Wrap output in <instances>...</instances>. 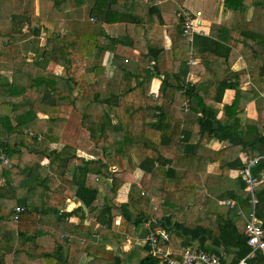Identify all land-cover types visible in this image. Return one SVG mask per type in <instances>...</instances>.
<instances>
[{"label":"trees","instance_id":"16d2710c","mask_svg":"<svg viewBox=\"0 0 264 264\" xmlns=\"http://www.w3.org/2000/svg\"><path fill=\"white\" fill-rule=\"evenodd\" d=\"M51 1L58 15L92 2L89 16L94 20H70V29L61 32L59 20L36 12V0H0V63L13 67V76L0 69V264H168L150 251L146 240L129 250L108 247L158 228L170 233L167 247L197 242L220 255L224 264L230 254L232 262L247 257L248 264H264L261 251L250 255L245 234L252 204L244 176L239 187L227 192L235 207L222 212H211L209 196L198 191L200 166L218 161L207 145L211 138L231 142L222 154L225 171L244 168L241 150L264 155V111L257 120L242 122L239 116L256 89L264 88V0H251L255 12L246 28L218 26L215 39L197 32L190 42L183 34L184 11L174 14L168 48L165 17L155 0ZM245 1L224 3L239 17ZM257 5L263 8L258 23ZM119 22L126 23V34L115 37L105 30V23ZM195 48L201 63L191 62ZM29 50L37 55L34 73L27 67ZM105 52L116 68L112 77L101 61ZM240 55L263 60L250 75L252 89L244 90L241 84L248 78L231 68ZM50 66H61L64 72ZM189 73L201 75L200 80L188 82ZM154 77L162 79L161 101L149 94ZM227 88L236 96L218 117L206 97L219 100ZM73 113L81 116L80 125L101 156L85 158L68 141L60 142ZM184 120L199 124L197 143L189 142L191 132L181 129ZM133 154L142 155L143 194L136 184ZM262 172L264 158L252 167L259 179ZM255 191L256 216L264 228V183ZM154 198L163 202L154 207ZM70 199L79 205L66 211ZM85 208L99 226L83 222ZM72 215L81 224L66 223ZM177 215L185 220L177 221Z\"/></svg>","mask_w":264,"mask_h":264},{"label":"crops","instance_id":"0c3cea01","mask_svg":"<svg viewBox=\"0 0 264 264\" xmlns=\"http://www.w3.org/2000/svg\"><path fill=\"white\" fill-rule=\"evenodd\" d=\"M172 3H175L176 5H174ZM155 4L159 5V7L163 11V15L165 17V19H164L165 23L163 24V31L165 33V39H166L165 40V47L166 48H168L170 46V44L172 43V34H171L170 30L172 31L174 29L175 15L178 16L179 13H182L183 11H189V12L194 13V14H196V12L200 11L201 15H199L198 18L200 20L199 29L201 30V32H199V33L201 35L213 37L214 39L220 33L217 30L218 26L223 25L225 27L233 28V29L238 28L239 26L243 27L246 22L250 21L253 18V15L255 12V5L252 3L251 0L245 1L244 12L242 13V16L240 15L239 17L232 8L227 7V4L224 3V0H184L182 4L177 3L176 0H155ZM91 5H92V2H90V3L88 2L86 5H83V6L79 7L78 9L70 10V14L65 13L62 15H58V14H54L55 10H53V8H52V1L51 0H36V12L38 14L40 13V14H43L46 16H52L53 19L59 20V22H57L56 25H57L59 30L61 29L62 25H65V30H60L61 32H64V31H68L70 29V27L68 26V23L70 20L72 21L73 19H78L81 22L91 21L92 17L89 16V9H90ZM77 11L78 12L82 11V14H85V17L79 18L78 16L77 17L73 16V14L77 13ZM256 14L258 15L256 17V22L258 23V22L263 20L262 19L263 8L259 5H257ZM87 15L90 17L89 19H88ZM104 27H105V30L110 35L115 36V37L122 36V35L126 34V23H124V22L113 23V24L105 23ZM244 28H246V25L244 26ZM261 37H263V35H261ZM29 53H32L33 55H35L34 50H29ZM109 54H110V52H105L101 61L105 65V68H106L105 71H106L107 76L112 77L115 75L116 68L114 65L108 63V60L110 59ZM33 59L36 60V57ZM193 60H195V63L196 62L197 63L202 62L201 58H200V53L197 49L194 51ZM262 61L263 60L260 58H257V59H254V58L248 59L247 58V59H245L242 55L238 56L236 59H234L232 61V63H231L232 70L234 72L240 73L241 74L240 76L248 78L247 81L242 82V84H241V87L244 90L252 89L254 87L252 81L249 78H250V75L252 74V72H254L256 70L259 71V67H260V64L262 63ZM200 78H201V75H199L197 73L196 74L195 73H189L187 76V81L188 82H198L200 80ZM161 83H162L161 77H154L151 81L149 94L154 99L158 98L159 88H160ZM203 83L208 84V85L211 84L210 81H208V82L203 81ZM235 96H236V91L234 89L227 88L223 91V94L219 100L213 99L211 97H206V98L208 101V105L215 108L218 111L217 116L221 117L224 113V106L232 104L233 100L235 99ZM158 100L161 101L160 98H158ZM262 111H264V88L262 90L256 89V93L254 94L252 101L248 103V105L245 107L244 111L242 113H240L239 116L241 117L242 122L243 121L245 122V118L257 120L260 116V112H262ZM73 115H77V116L71 117L70 120L73 122L79 121V124H80L81 116H79V114H77V113H73ZM78 116H79V118H77ZM70 120L68 121L67 126H68ZM67 126H66V128H67ZM81 128L84 129L82 126H81ZM181 129L188 130L191 132V135H190L191 137H190L189 142L197 143L199 141L201 133L199 132V124L198 123H194V122L184 120L182 122ZM86 133L88 136L87 131H86ZM89 141H90V139H89ZM90 144L93 145V143L91 141H90ZM207 145L210 149L215 150L214 152L217 154L216 157L218 158V161H214V162L208 161V163L203 162L202 166H200L203 169L201 171H199L198 174H199L202 185H201V187H199L198 191L200 193H205L209 196L208 209L211 212H214V211L222 212V211L227 210L229 207L226 203H223V201H226L229 199L233 200L232 197L227 196V192L232 190V189L239 187V185H240L239 178H240V176H243V174H242L243 169L239 168V167L232 168L229 171H225V169H224V161H223L224 159H222V157H224V156H222V154H223L224 150H226L227 148H229L231 146V142H229L228 140L220 141L217 138H211V140L209 141V143ZM74 148L77 150V148L75 146H74ZM94 150H95L96 154L94 153ZM262 151H264V148H262ZM252 154H253L252 150H248V151L247 150H241L240 155H238V156L240 157V159L242 160V162L244 164H246V162L251 158L263 156L262 154H259V155L258 154L252 155ZM82 156H84L85 158H87L89 156L99 157V156H101V152L99 149H97L93 146L92 149L90 150V154H87V155L85 154ZM250 156H252V157H250ZM234 158L235 157H231L229 160L234 159ZM141 160H142V155H139V154H133L132 155L133 165L136 167L134 170V174H135L134 176L136 179V184H137L138 188L141 190V193L143 194L145 192V189L142 186L141 181H140V177L142 176L143 171L139 167ZM192 161H193L192 162L193 167H196V165L198 163L197 155L194 156ZM156 164H158V163L156 162ZM169 165L172 166V164H170V163H169ZM167 166H168V164H167ZM111 167L114 169H117L116 165H112ZM262 175H263L262 179L264 180V172H262ZM191 199H193V198L191 197ZM153 202L155 204L154 207H157V205L160 202H163V200H161L160 198H154ZM77 205H79L78 202H76L74 199H70L66 203L65 209H66V211H71L75 207H77ZM239 212H240V210H239ZM240 214L243 215L244 213L242 212ZM84 216H85V218H84L83 222L85 224H87V225L89 224L92 227L93 226L94 227L99 226V223L96 222L94 218L89 216L87 208H85V215ZM247 217L248 216H245L246 220H247ZM176 220L179 222H183L185 220V216L177 215ZM119 221H120V217L118 216L117 223H119ZM65 222L66 223H68V222L72 223L71 224L72 226L74 224L78 225V223L81 224V218H79L77 215H72L70 217H67ZM50 225L51 224H49V226ZM142 229H145V226H142L141 228H139V230H142ZM58 231L62 232L61 229H58ZM84 231L86 232V230H84ZM65 234H71L72 235V233H69V232H66ZM65 234H64V236L66 237ZM145 237H146V235L141 236V234H139V233L136 234L135 236L127 237L125 239L126 240L125 246H124V248H121V249L129 250V249L133 248L136 243L145 241ZM77 238L79 240H82V242L85 241V239L82 238V236L81 237L77 236ZM190 246H198V243L195 242ZM165 248L166 249L168 248V251L170 252L171 255L174 256V254H175L179 257V255L182 253V251L185 247H182L181 249H175L173 247L165 246ZM254 253L251 252L250 255H253ZM232 256H233V254L229 255L226 264L234 263V262H232ZM180 257H181V255H180ZM82 258H83L84 262H86L88 259V257L85 254Z\"/></svg>","mask_w":264,"mask_h":264},{"label":"built area","instance_id":"2783aa9c","mask_svg":"<svg viewBox=\"0 0 264 264\" xmlns=\"http://www.w3.org/2000/svg\"><path fill=\"white\" fill-rule=\"evenodd\" d=\"M182 15L184 16L183 34L190 42H192L194 34L201 32L199 29L200 20L198 19L201 12L198 11L196 16H194L191 12L184 11ZM92 20L94 19L92 18ZM191 62L195 63V60H191ZM184 105L185 108L186 106L188 107V102L185 101ZM262 158H264V155L249 159L243 168V176L246 183V189L250 192V202L252 204V210L246 220L245 234L247 236L248 244L252 248V253L255 251H261L264 255V228L256 216L258 199L255 191L258 185L264 183V180L255 177L252 173V167ZM4 163H8L7 158L4 159ZM223 203H226L230 208H233L236 205V202L231 199L223 201ZM16 210L19 211L20 208L17 207ZM240 213H242L241 210ZM14 217L17 219V215ZM156 222L157 220L153 218L152 223ZM146 225L150 227L151 224L147 222ZM94 236L98 235L96 234ZM169 238L170 233L165 228L151 229L147 232L145 237L146 242L151 248L150 251L161 258L163 262L166 261L168 264H224L220 255L214 252H208L198 246L185 247L180 254L181 257L174 258L165 248V244L169 241ZM228 264H248L247 257L242 258L238 262Z\"/></svg>","mask_w":264,"mask_h":264},{"label":"rangeland","instance_id":"374dc122","mask_svg":"<svg viewBox=\"0 0 264 264\" xmlns=\"http://www.w3.org/2000/svg\"><path fill=\"white\" fill-rule=\"evenodd\" d=\"M174 5H176L175 3H172ZM66 14H70V11H66ZM73 16H78L79 18H83L85 17V14H82L81 12L74 13ZM88 16V15H87ZM90 17L88 16V19ZM60 30H65V25L61 26ZM44 41L42 40L41 44H40V48H38V50H41V46H43ZM37 57V55H33L32 53H29V65L27 66L29 71L30 68L32 69L31 72L34 73V71H36V67L33 64V61H35L33 58ZM87 64H91L92 63V59H88ZM13 68V67H12ZM12 68H5V66L3 64L0 63V69L4 70V72H6L7 74L13 76V70H11ZM50 68L54 69L55 72L57 73H63L64 70L61 66H50ZM38 72H40L38 70ZM74 117H76L77 115H73ZM79 118V116L77 117ZM68 141L71 144H73L76 148L74 149L76 152H78L80 155H87L90 154V150L92 149L93 145L90 144L89 141V137L87 136V133L84 129L81 128L79 121H71L69 122L67 128H64V130L61 133V137H60V142H65ZM95 153V150H94ZM96 154V153H95ZM44 162H47L46 160ZM2 168L0 167V182H3V178H2ZM125 239H121L119 240V243L116 246H112L109 245V248H115V249H119V248H124L125 246ZM85 260V259H84Z\"/></svg>","mask_w":264,"mask_h":264},{"label":"water","instance_id":"95a60500","mask_svg":"<svg viewBox=\"0 0 264 264\" xmlns=\"http://www.w3.org/2000/svg\"><path fill=\"white\" fill-rule=\"evenodd\" d=\"M146 221H147V219H146Z\"/></svg>","mask_w":264,"mask_h":264}]
</instances>
